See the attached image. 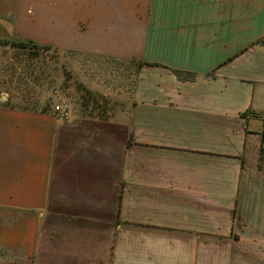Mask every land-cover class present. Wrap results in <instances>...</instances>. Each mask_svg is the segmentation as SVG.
I'll return each mask as SVG.
<instances>
[{"label":"crops","instance_id":"1","mask_svg":"<svg viewBox=\"0 0 264 264\" xmlns=\"http://www.w3.org/2000/svg\"><path fill=\"white\" fill-rule=\"evenodd\" d=\"M0 39L145 63L117 120L0 90V264H264V0H0Z\"/></svg>","mask_w":264,"mask_h":264},{"label":"rangeland","instance_id":"2","mask_svg":"<svg viewBox=\"0 0 264 264\" xmlns=\"http://www.w3.org/2000/svg\"><path fill=\"white\" fill-rule=\"evenodd\" d=\"M136 66L100 56L34 45L21 50L2 43L0 90L8 88L18 98L27 95L29 103L45 102L52 108L65 101L71 108L68 120L88 119L81 117L83 106L104 119L117 120L121 109L129 105Z\"/></svg>","mask_w":264,"mask_h":264},{"label":"trees","instance_id":"3","mask_svg":"<svg viewBox=\"0 0 264 264\" xmlns=\"http://www.w3.org/2000/svg\"><path fill=\"white\" fill-rule=\"evenodd\" d=\"M0 43H4V44H7V43L10 44L11 43L12 45L16 46L18 49H21V50H27L32 45L36 46L33 42L10 41L7 39H0ZM36 47L39 48V46H36ZM40 48H46V47H40ZM46 49H50V48H46ZM55 51H59V50H55ZM143 65H145V63L138 62L136 70H138V68L143 66ZM136 70H135V72H136ZM81 115H82L81 117L88 118V119H101V120L104 119V118L100 117V115L96 114L95 110H89V108L86 106L82 107Z\"/></svg>","mask_w":264,"mask_h":264},{"label":"built area","instance_id":"4","mask_svg":"<svg viewBox=\"0 0 264 264\" xmlns=\"http://www.w3.org/2000/svg\"><path fill=\"white\" fill-rule=\"evenodd\" d=\"M70 111H71L70 105L65 101L56 102L53 106L54 114L62 118H68L70 115ZM262 148L264 149V132H263Z\"/></svg>","mask_w":264,"mask_h":264}]
</instances>
